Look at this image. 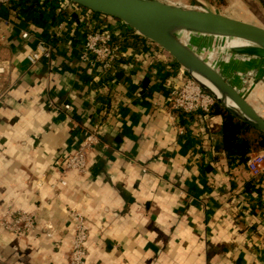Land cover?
I'll return each instance as SVG.
<instances>
[{"label": "crops", "instance_id": "crops-1", "mask_svg": "<svg viewBox=\"0 0 264 264\" xmlns=\"http://www.w3.org/2000/svg\"><path fill=\"white\" fill-rule=\"evenodd\" d=\"M5 8L4 17L40 38L63 22L72 45L90 20H103L55 0H12ZM112 24V39L135 34ZM34 43L13 34L0 61V219L7 209H22L36 225L19 237L0 228V264H67V206L84 217L88 264H264V172L252 177L245 156L215 147L222 113L192 115L182 122L185 133H174L160 110L167 94L161 80L168 68L175 75L176 63L153 60L149 46L118 44L135 60L102 75L82 67L61 42L50 61L31 66L25 54ZM256 84L249 85L264 106V85ZM97 120L100 141L86 173H70L56 192L37 186L41 174L54 182L56 162L79 146L81 127Z\"/></svg>", "mask_w": 264, "mask_h": 264}, {"label": "built area", "instance_id": "built-area-1", "mask_svg": "<svg viewBox=\"0 0 264 264\" xmlns=\"http://www.w3.org/2000/svg\"><path fill=\"white\" fill-rule=\"evenodd\" d=\"M11 1L0 0V7H7ZM55 1L60 5L69 2L71 5L78 6L68 0ZM85 10L89 12L87 9ZM91 15H99L103 20L98 22V24H94L90 20L89 23L93 26H88V29L82 32L79 41L72 45L70 43L72 42L70 40L71 33L67 31L66 25L63 22L56 23L44 38H40L28 30L16 26L10 18L0 14V42L8 43L13 34L25 42L29 41L30 38L35 39L33 49L25 54V60L31 66L38 61H50L53 51L61 42L71 47L72 53L82 67L95 69L102 75L110 73L118 65L119 61H128L129 63L134 61L135 57L132 54H127L128 49L123 50L112 39L110 27L112 28L113 21L115 23H123L108 16L100 14ZM148 53L155 61L176 63L167 52L152 43L149 44ZM166 70L168 72L161 80V84L167 89L166 103L160 111L164 113L167 123L174 133L177 136H182L185 133L182 122L192 115L206 117L214 104V100L210 95L202 91L177 63L175 75L172 68ZM62 110L64 112L68 111L69 105L63 104ZM102 115H104V112H102ZM100 123V120H97L94 124L83 125L81 127L82 141L79 146L69 156L61 158L56 162L53 170L54 182L45 183L44 179L46 176L45 174H41L36 179L37 186H47L48 189L56 192L59 188L66 186L70 173L77 176L84 175L87 170L88 154L100 141ZM133 164L131 162V165ZM243 165L252 177L259 176L264 172V150L249 153L245 157ZM144 170L142 169V172ZM182 195L183 192L178 191V196ZM64 212V215L73 223L67 264H88L86 262L85 247L88 230L84 217L74 207L67 206ZM0 228L19 237L24 234L33 233L36 230V225L30 213L22 209H7L0 219ZM43 232L47 238H52L54 235V229L50 224L43 226ZM54 244L57 245L56 241Z\"/></svg>", "mask_w": 264, "mask_h": 264}, {"label": "water", "instance_id": "water-1", "mask_svg": "<svg viewBox=\"0 0 264 264\" xmlns=\"http://www.w3.org/2000/svg\"><path fill=\"white\" fill-rule=\"evenodd\" d=\"M68 1L92 13L116 19L130 27L136 35L162 48L219 107L237 121L264 134V122L219 91L206 66L193 51L201 42L229 35H233L242 47L264 51V18L241 13L220 14L148 0ZM213 50H206L207 59H210ZM215 53L234 57L229 53L223 55L218 48ZM219 64L213 67L216 79L220 84L227 83ZM230 91L236 96L234 89Z\"/></svg>", "mask_w": 264, "mask_h": 264}, {"label": "bare ground", "instance_id": "bare-ground-1", "mask_svg": "<svg viewBox=\"0 0 264 264\" xmlns=\"http://www.w3.org/2000/svg\"><path fill=\"white\" fill-rule=\"evenodd\" d=\"M232 36L233 35H229L222 37L221 39H210L201 42L200 44L195 46L196 50H193L194 55L201 60L203 57H206L207 49L211 50L212 48H214L213 52L210 55V59H208V61L210 62L204 65L206 66L209 76L213 80L216 88L235 104L245 108L248 112L255 115L260 121L264 122V115L258 112L257 109L252 106L253 104L249 99V96L252 95L251 87L247 86V84H244L243 82V78L246 75L251 79L258 81L264 78V51L242 47L237 41L234 40ZM222 42H226L228 44L227 47L222 48L218 45ZM216 48L221 49V53L223 55H225L226 53L233 55L234 57L231 58H235V60L231 61L228 64V61H225L223 58L219 57V54L215 53ZM238 58L239 61H236V59ZM216 63H220L219 65L221 67V71L223 72L227 83L220 84L216 79V72L213 71V67ZM234 65H241L242 69L240 71H237L234 69ZM232 88H234L238 92L237 93L235 91L236 96L232 95V92L230 91V89L233 91ZM257 106L260 108L259 105Z\"/></svg>", "mask_w": 264, "mask_h": 264}, {"label": "trees", "instance_id": "trees-1", "mask_svg": "<svg viewBox=\"0 0 264 264\" xmlns=\"http://www.w3.org/2000/svg\"><path fill=\"white\" fill-rule=\"evenodd\" d=\"M259 2L264 8V0H259ZM36 11L38 12L36 21L42 27L44 26L41 19L42 11L38 9V7ZM90 13L95 14L92 12ZM120 35L121 37L124 36V34L121 33ZM149 44L150 42L148 40L139 37L138 35L132 34L124 37L123 42L120 45L123 47H133L144 50L149 46ZM211 110L225 115L222 123V134L215 138L216 148L239 158L242 156L246 157L249 153L264 150V134L262 132L248 127L240 121H237L218 105L212 107Z\"/></svg>", "mask_w": 264, "mask_h": 264}, {"label": "rangeland", "instance_id": "rangeland-1", "mask_svg": "<svg viewBox=\"0 0 264 264\" xmlns=\"http://www.w3.org/2000/svg\"><path fill=\"white\" fill-rule=\"evenodd\" d=\"M148 1L158 2V3H163V4H170V5L171 4L172 5H178V6H183V7H189V8H193V9H197V10H202V11L218 12L220 14L241 13V14H247V15H257V16L264 18V8H262V6L260 5L259 0H165V1L164 0H148ZM5 9H6L5 7L4 8L0 7V14L4 15L3 12ZM113 29H111V30H113ZM139 37H141V36H139ZM113 40L116 43L118 42V44H122V42H123V40L122 41H120V40L118 41V39H113ZM218 45L223 48V47H227L228 44L226 42H222ZM8 47H9L8 43L0 42V61L6 57V54L4 55V53L6 52ZM219 57L223 58L225 61H228L227 62L228 64L231 61L235 60V58H231V57H224V56H219ZM201 61L203 64L210 62V61H208L207 57H203L201 59ZM236 61H239V58L236 59ZM234 69L237 71H240L242 69V66L241 65H239V66L234 65ZM263 77H264V73H263ZM243 80H244L243 81L244 84H247V86H250L248 84L252 83L253 81H255V83H257L256 84L257 88L260 87L261 85H264V78L261 79L260 81H258V80H253L249 76L246 75V76H244ZM254 91L255 90L252 89V95L249 96V99L254 106L257 107V105H259L261 110L264 112V106L258 103L257 99L255 98V96L257 94H256V91L255 92ZM215 105H218V104L214 102L212 107H215Z\"/></svg>", "mask_w": 264, "mask_h": 264}]
</instances>
